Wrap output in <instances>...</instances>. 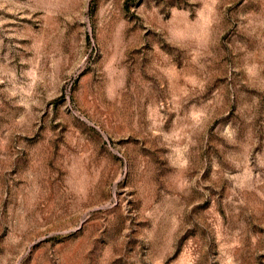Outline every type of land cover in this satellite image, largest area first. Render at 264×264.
Here are the masks:
<instances>
[{"label":"rangeland","instance_id":"1","mask_svg":"<svg viewBox=\"0 0 264 264\" xmlns=\"http://www.w3.org/2000/svg\"><path fill=\"white\" fill-rule=\"evenodd\" d=\"M0 264H264V0H0Z\"/></svg>","mask_w":264,"mask_h":264}]
</instances>
